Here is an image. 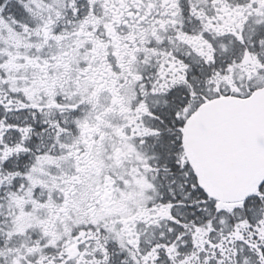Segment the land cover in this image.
<instances>
[{
	"label": "snow or ice",
	"instance_id": "1",
	"mask_svg": "<svg viewBox=\"0 0 264 264\" xmlns=\"http://www.w3.org/2000/svg\"><path fill=\"white\" fill-rule=\"evenodd\" d=\"M0 264H264V0H0Z\"/></svg>",
	"mask_w": 264,
	"mask_h": 264
}]
</instances>
